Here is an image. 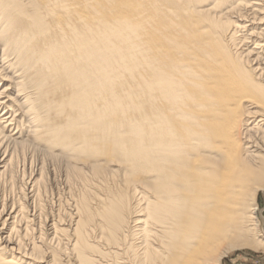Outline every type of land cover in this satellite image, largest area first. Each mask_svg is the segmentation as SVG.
Masks as SVG:
<instances>
[{
	"label": "bare ground",
	"instance_id": "1",
	"mask_svg": "<svg viewBox=\"0 0 264 264\" xmlns=\"http://www.w3.org/2000/svg\"><path fill=\"white\" fill-rule=\"evenodd\" d=\"M250 14L263 23L264 0H0V200L42 148L83 186L71 234L51 228L79 264L264 250V30L237 48ZM26 207L0 206V264L41 263L18 240Z\"/></svg>",
	"mask_w": 264,
	"mask_h": 264
},
{
	"label": "rangeland",
	"instance_id": "2",
	"mask_svg": "<svg viewBox=\"0 0 264 264\" xmlns=\"http://www.w3.org/2000/svg\"><path fill=\"white\" fill-rule=\"evenodd\" d=\"M244 18L246 21H244V19L242 18L243 21H239V25H241L242 28L244 26H247L248 28L246 30L242 29L238 31V42L240 41V43L242 42V44L244 45L242 47H237L239 49L241 48L240 52L241 50H254L256 48L255 46L260 41L259 38H261L257 34L262 33L264 30V22L261 23L259 20L255 21L254 16H252L251 14ZM232 21L235 22L238 20L237 18H235ZM256 32V35L251 36L252 33ZM246 37L248 38V40ZM246 41H248V43ZM4 84L5 83L3 81L0 82V89L5 88ZM7 113L9 112H6V114ZM12 115L16 114H9L10 117ZM42 150V148H39L37 150L30 149L26 153H20V156L18 155V158L15 160V163L17 162L18 164L16 163L14 169H12V171L10 170L11 173L8 172L7 174L6 180L8 179L7 182L9 183H7L8 186L6 185L5 189L3 188L4 191L2 190L3 199L0 200V206L2 207V204H4V202H6L10 207H12L14 203L15 206L19 208H21V206H28V208L26 207L25 209V215L26 217H30V220L29 218L26 222L23 220L25 223L23 222V225H21L25 227V225L27 224L28 226H31L29 227V229L31 230H29L30 232L28 234H25V232L21 234L22 237L20 236L18 240L20 238L22 239L24 246H27L25 249L28 251V253H32V251L35 249L34 247L37 246L36 248L38 254L40 252L43 253L41 255H38V259L41 260L39 261L41 262L40 264H46L54 257H56V259L59 260L62 264H67V262H70L68 264H74L72 262H75V260L78 259V253L77 251H73V249H71L72 243H70V240L72 239L70 237L69 239L66 235L64 236L62 234V236L60 235L61 238H58L60 241H62L63 239L64 240L60 242L58 238L53 235L54 233L51 228L53 223H58L57 226L60 227V229L67 230L70 233V227L68 226L70 225L71 217H69V215L76 213V208H74L76 207L75 200L76 197H78L80 193H82L83 186L81 181L79 179H75V175L73 176L72 173H70V164H68L66 161L61 160L60 158H58L60 160H52L51 158H48L49 156L47 153L44 154L45 149L43 151ZM55 153L61 156L60 152ZM2 167L3 165L0 164V170H2ZM12 174H14V176ZM11 175L13 178L11 177ZM41 178V190H39V197L36 198L37 200H35V202L34 200H32L30 203H28L26 197L27 194H29L28 192H31L30 182L32 180H40ZM13 179L15 180V182ZM3 196H5V200L7 201L4 200ZM258 203V217L264 230V192L260 194ZM42 233L44 235H42ZM53 236L56 238H54ZM56 242L59 244L57 245ZM96 256H93L96 259L93 258L92 260H90L93 264H107V260L104 259L103 256ZM41 257H43V259ZM78 261L79 259L76 261L77 264H79ZM225 264H264V250L256 251L251 248H246L243 251L234 252L229 258H226Z\"/></svg>",
	"mask_w": 264,
	"mask_h": 264
}]
</instances>
